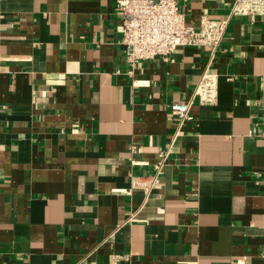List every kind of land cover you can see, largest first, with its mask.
<instances>
[{"label":"crops","instance_id":"obj_1","mask_svg":"<svg viewBox=\"0 0 264 264\" xmlns=\"http://www.w3.org/2000/svg\"><path fill=\"white\" fill-rule=\"evenodd\" d=\"M177 1L194 25L232 3ZM122 37L116 0H0V264H264V15L214 57L132 66ZM206 70L217 103L176 135ZM168 148L146 197L132 181Z\"/></svg>","mask_w":264,"mask_h":264},{"label":"built area","instance_id":"obj_2","mask_svg":"<svg viewBox=\"0 0 264 264\" xmlns=\"http://www.w3.org/2000/svg\"><path fill=\"white\" fill-rule=\"evenodd\" d=\"M116 8L122 16L121 44L124 58L134 66L139 60L159 56L166 59L178 47L206 46L211 51V57H214L225 37L231 18L238 15H264V0H232L226 17L210 18L204 15L198 25L187 22L186 14L177 0H116ZM218 94V74L204 71L193 96L188 100H177L171 104V112L178 121L176 135L185 123L193 120L192 107L195 103L214 105L217 103ZM261 111L264 139V99ZM170 152L171 148L159 152L160 161L154 174L134 177L133 187H140L146 197L160 183L163 167Z\"/></svg>","mask_w":264,"mask_h":264}]
</instances>
